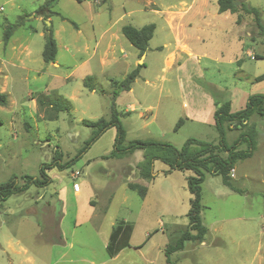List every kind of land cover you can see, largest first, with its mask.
Instances as JSON below:
<instances>
[{
  "label": "rangeland",
  "instance_id": "obj_1",
  "mask_svg": "<svg viewBox=\"0 0 264 264\" xmlns=\"http://www.w3.org/2000/svg\"><path fill=\"white\" fill-rule=\"evenodd\" d=\"M99 1L101 3L97 4L94 0H58L54 4L52 10L58 15L46 20L52 25L57 44L58 65L54 66L41 57L44 38L39 32H42L43 22L34 16L35 9L44 0H0V44H4L3 34L9 25L22 19L23 23L12 29L10 40L26 43L31 49L30 62H24L28 70L21 69L17 61L19 65L3 63L5 74L11 76L13 82L9 100L21 105L22 109L0 106V183L14 177L22 184L24 175L40 177V164L51 161L55 148L61 152L62 162L69 161L92 133V128L83 125L81 120L109 117L112 88L107 76L120 80L134 69L136 49L118 30L120 38L115 40L111 54L116 61L100 67L95 57L84 66L77 65L87 57L81 38L88 37L94 44L101 31L114 20H117L113 27L116 30L125 24L141 27L154 23L149 43L151 50L144 60L148 64L145 74L170 78L171 83L167 85L170 93L161 103L174 104L176 108L162 114L159 105L154 110L156 120L148 127L142 126L144 118H138L136 113L130 118L123 116L128 131L126 141L154 137L152 140L168 142L177 148L188 138L218 142L219 135L213 123L187 121L174 130L177 119L169 125L173 113H179L184 119L182 101L191 106L194 102H203L201 97L192 98L189 76L197 79L191 82L200 87L201 93L211 92L217 97H227L225 89L230 91L237 86L252 93L264 92V80L254 82L255 77H252L264 73V0H235L238 6L245 2L262 9L259 12L261 30L253 14L240 9L236 12L239 24L231 21L230 13L218 14L214 11L215 0L204 15L187 18L193 0ZM75 26L80 29V40L73 42L71 37L77 35ZM186 29L189 39L184 33ZM164 41H171L168 47L176 57L187 41L193 51L201 55L186 59L180 70L175 65L162 72L164 53L155 47ZM121 44L125 57L119 50ZM1 53L0 49V56L8 57ZM176 61L180 63L179 56ZM243 74H249L253 83L250 84ZM86 75L94 78L97 90L93 94L88 92L83 80H79ZM55 76L73 77L61 81ZM176 76L186 80L189 96L184 98ZM141 85L140 81L135 87ZM45 87L52 89L46 94L57 92L66 98L65 93L71 88L85 89L81 102L79 99L72 101L71 113L60 112L57 119H49V109L31 102V97L45 93ZM240 107L236 104L234 108L239 110ZM13 111L17 112L15 117ZM246 124V127L227 129L226 141L231 143L240 132L252 126L256 131L252 155L238 160L232 168L234 172L230 170L233 189L224 185L219 175L205 172L200 216L207 233L202 241H187L182 250L171 253L169 258L173 264H264V116L253 114ZM157 128L164 134H156ZM112 133L114 128L105 131L72 164L62 169H47L52 183L45 187L30 186L0 201V264H9L8 257L17 263V256L12 255L5 244L8 237L18 239L37 264H164L166 246L187 228L191 194L185 178L192 172H166L168 166L156 161L153 179L145 185V197L140 198L126 187L128 182H136L139 177L134 159L130 158L129 162V159L103 158L113 148ZM238 148L244 149L246 144ZM219 154L226 156L223 151ZM73 180L79 185L77 195L72 188ZM123 219L133 225L129 245L112 258L105 245L112 226ZM49 223L58 229L48 228ZM57 230L61 232V239L57 237L48 242L49 234L53 236Z\"/></svg>",
  "mask_w": 264,
  "mask_h": 264
},
{
  "label": "trees",
  "instance_id": "obj_2",
  "mask_svg": "<svg viewBox=\"0 0 264 264\" xmlns=\"http://www.w3.org/2000/svg\"><path fill=\"white\" fill-rule=\"evenodd\" d=\"M58 0H44L37 6L34 11V16H40L43 22L44 45L41 52V57L45 63L55 61L57 53V45L53 36V29L50 22H46L49 17L57 12L52 10V7ZM245 13L253 14L256 25L262 28L260 21L259 10L254 6H249L245 2L238 3L235 0H217V11L219 13L229 11L235 13L238 10ZM237 18V22H238ZM23 23L20 19L16 24L9 25L8 29L3 34V41L6 42L12 32L14 26ZM155 29L154 23H149L136 28L132 25L125 24L121 27L122 35L127 41L138 50L139 55L145 53L148 49V42L153 36ZM143 63L137 64L134 69L126 74L120 80H110L112 88L109 98V117H100L96 120H82L81 123L92 128V133L84 142V145L79 149L77 154L69 161L62 162V154L58 149L54 150V154L49 163L40 164V177L24 175L22 176L23 183L19 184L16 178L11 177L8 181L0 183V201H4L13 194L21 193L30 186L45 187L52 182V178L46 174L47 169L58 168L62 169L68 164H72L74 159L85 153L87 149L110 127L115 128V136L112 150L104 155L103 158H122L130 155L135 150L143 151L142 160L137 163L138 176L150 180L153 178V162L158 160L169 167L178 171H191L192 174L187 176V188L191 194L190 208L187 213V228L180 231L176 235L172 244H168L164 250L166 259L164 264H173L169 255L173 252L183 249L187 241H202L207 228L201 220V184L205 179V172L212 175H219L222 183L233 189L229 181V173L234 164L238 160L249 158L255 149L256 131L251 126L245 132H240L238 136L231 142L226 141V130L246 127L247 120L253 115L258 114L264 116V92L255 93L248 96L246 104L243 108L231 111L229 102L220 104L213 113L214 126L218 132L219 139L216 144L202 141L196 138H188L180 148L174 145L156 141L152 139H133L126 142V131L120 121L116 106V96L124 90H129L132 82L138 76ZM94 78L91 75H86L83 78V84L90 91L96 90L93 83ZM264 80V73L254 78V81ZM38 107H45L51 111L49 119L57 118L58 112H69L71 109L70 102L57 94H37L34 96ZM8 97L5 93L0 92V105L6 106ZM183 120L178 119L174 126L176 130ZM227 126V127H226ZM245 143L246 148H238ZM220 151L226 153L223 157L219 154ZM127 187L137 193L140 198L146 194L147 187L139 183L129 182ZM133 230V225L124 220L117 221L111 228L107 243L105 245L108 256L113 257L122 249L129 245L130 236Z\"/></svg>",
  "mask_w": 264,
  "mask_h": 264
},
{
  "label": "crops",
  "instance_id": "obj_3",
  "mask_svg": "<svg viewBox=\"0 0 264 264\" xmlns=\"http://www.w3.org/2000/svg\"><path fill=\"white\" fill-rule=\"evenodd\" d=\"M94 1L97 4L101 3V1H99V0H94ZM203 1L206 4H203L204 2L203 3H199L200 1L197 2L196 0H193V2L190 5L191 7H190L189 11L186 13L185 18H187V16H189V15L191 17L204 15L205 14L204 12L209 10L208 8H209L210 4L213 3V0H203ZM210 1H212V2L209 3ZM215 1H216V4H217V0H215ZM258 10H259V8H258ZM260 10L262 11V9H260ZM260 10H259V12H260ZM214 11H216L218 14H224V15H229L228 13H230L231 21L233 23L239 24L237 22L236 12L235 13H231L229 11H225V12L219 13L217 11V5H216V8L214 9ZM156 12L159 13V11H156ZM37 17H38V19L41 20L40 16H37ZM62 18L65 19L64 17H62ZM49 19H50V17L48 18V20ZM116 22H117V20H114L113 22H110V24L105 29H103L101 31V33L99 34L98 38L95 39L94 44L92 42H90V39L88 37L81 38L82 41H83V50H84L85 54L87 55V57L83 61L78 63L77 66H79V67L80 66H84L89 61L93 60L95 57L99 60L100 67H103L105 65H110L114 61H116V57L112 56L111 54L114 53V49L113 48H114L115 40L116 39L118 40L120 38L118 30L121 33V27L123 26V25L120 26L119 29H117V30L113 29V27L116 24ZM191 24L192 23L190 22V25ZM242 25H244V24H242ZM75 28H77V35L71 37V40L73 42L77 41V40H80V38L78 36L79 33H80V29H79L78 26H75ZM136 28H140V27H136ZM34 31H36V29ZM187 32H188V29H186V32L184 31L185 35L188 37L189 34ZM153 33H154V31H153ZM39 34L40 35L43 34V38H44L43 27H42V32H39ZM121 35H122V33H121ZM11 36H12V32H11V35H10L9 39L6 42H4V44L1 43L3 45L0 44L1 45L0 49H1V52H2L1 54H3L4 56H8L7 58L0 56V92L5 93L7 95V97L9 95H11L10 90H12L13 86H11V82H12L11 76H7V74H5V72H4L3 63L7 62V63H9L11 65H19V64H21V66H20L21 69L28 70V68L24 67L25 66L24 62L25 61L30 62V55H31V49H30L28 44L22 43V42H18L17 40L11 41L10 40ZM53 36H55L54 35V31H53ZM172 39H173V37L171 35V41H172ZM188 39H189V37H188ZM150 40L148 42V49L145 52L144 57L142 58L143 66L140 68L138 76L132 82L129 90L121 91L115 98V106H116L117 112L119 114V118L122 116V119H121L122 121L121 122H122V124H123V126L125 128L126 135H127L128 131H127L126 125L124 124V120H125L124 117L125 116H127V118H130L131 117L130 115L132 113H136L138 118H141V119L144 118L143 119L144 122H143L142 126L148 127L150 124L153 123V121L156 120L157 114L154 112V110L156 108H158L159 105L161 106V113L162 114H166L169 110H172L173 108L176 110V108L174 107V104H171V105L164 104V105H162V103H161V99L167 98L168 94L170 93L169 88H167V85L169 83H171L170 78L168 76L158 75V74H155V76H150L148 74L147 75L145 74L146 70L148 69V64H145L144 60H146L148 58V54H149V52L151 50V47H150V44H149ZM44 41H45V39H44ZM171 41L170 42H167V41L165 42L164 41V42H162V45H159V46L155 47L156 50L159 48L164 53V55L162 57V62H163V66L161 67V71L162 72H164L167 69H171L175 65L177 66L176 69L180 70V69H182L186 59H189V57H194V56H197V58L200 57L201 54H198L195 51H193V49L189 46L188 41L185 42V44H183V46L181 45V50H180V52L178 51L179 53H176L177 54V57H176L175 53H172L173 51L170 52V50H169L170 47H168V45L172 44ZM101 43L103 44L102 51H101ZM43 45H44V43H43ZM42 49H43V47H42ZM119 50L122 52V55L125 57L126 56L125 55V50H124V47H123L122 44L119 45ZM136 51L137 52L133 53V57H134L133 66H134V68L137 65V62H138V60L141 57V55L139 56V52H138L137 49H136ZM56 55H57V53H56ZM182 55H185L184 59L182 58ZM178 56H179V58L181 60L180 63H178V61H176L178 59ZM202 56H204V55L202 54ZM258 58H262V56H259ZM237 60L238 59L236 58V61ZM16 61L19 62V64H16ZM55 61H56V63H55ZM55 61L54 62H50V63H53L54 66H57L58 62L56 60V56H55ZM143 70H144V72H143ZM101 71L102 70H100L99 72H101ZM243 75H244L243 77H246L245 79L247 81H249L250 84L253 83V82H251V80H249V76H247L249 74H243ZM72 77L73 76H64V77L55 76L54 78H56L58 80H61V81H66V80L71 79ZM252 77H256V76H252ZM83 78L84 77L82 76L81 78H79V80H83ZM107 78L109 80H118V79H114L112 76H107ZM176 78H177L176 80L178 81V83L180 85V90L182 91V94H183L184 98L189 96L190 94H188L187 90H186V83H185L186 80L184 82L183 80H181V77H179V76L178 77L176 76ZM188 80L191 83V87L193 86V88H191L189 86L190 90H191L190 92L192 94V98L196 99V97L197 98L201 97L203 102L202 103H198L197 102V104L194 102L193 106H191L187 101H182V103H181V109L182 110L181 111L184 114L183 115L184 119L182 118V120H183L182 124H185V122H187V121H199L201 123H213L214 124L213 113H214L215 109L220 104H222L224 102H229L231 111H236V109L234 108L236 104L241 106L240 108H243L242 106H245L248 96L251 95V94H255V93H252L250 91H246L241 86H237V87H234V89H232L230 91L225 89L226 92L228 93L227 97H217V95H215L214 93L212 94L211 92H209V93H201L200 87H197L195 85V83L191 82V80L197 81L196 78H192V77L189 76ZM140 81L142 82V85L140 87H135V84L137 82H140ZM156 82H158V84H156ZM254 82H256V81H254ZM12 84H13V82H12ZM49 88L45 87V91H44L45 93H42V94H46V93L49 92V90H52V89H49ZM196 88H198L200 90H196ZM55 89L56 88L54 87V90ZM84 89H85V87H83L82 89H79V90L78 89L75 90V88H71L70 91H68V93H65L67 98L63 97L62 95L58 94L57 92L55 94L62 96L63 98L67 99L70 102L71 109L67 113H71V111L73 110L72 101L79 99L80 102H81L80 97L83 95ZM96 90H93V91L89 90L88 92L90 94H93L94 92H96ZM225 90H223V92ZM194 93L196 94L195 97H193ZM38 94H40V93H38ZM106 96H107V94H106ZM220 98H222V99H220ZM31 102H32L33 105L38 106L34 96L31 97ZM17 106H18V104L16 102H13L12 99L9 100V97H8V104L6 106H3V107H8V108L11 107V108H15V109H22L21 105H19L18 107ZM13 113H14V117H15L17 112L13 111ZM59 113L60 112L57 113V118H58V114ZM57 118H55V119H57ZM179 118H181L179 113H175V114L173 113V115L170 116V119L168 120L169 121V125H171L174 121H176ZM10 121L11 122L13 121L12 117H11ZM112 128H114V127H110L107 130H111ZM154 132L156 134H161V135L164 134L163 133L164 131H162V129L159 130V128L154 130ZM112 135L115 136V128H114V133H112ZM152 138H154V137H150L149 139H152ZM55 149H58V148H55ZM142 157H143V151L140 150V149H137V150H135L133 153H131L128 156H125V157H122V158H115V159H129V162H131L130 158H133L135 164H137L139 161L142 160ZM156 161H158V160H155L153 162V175L155 173L154 168H155V162ZM136 168H137V165H136ZM170 170H174V169H169V167H168L166 172H170ZM187 176L188 175H186V178H187ZM152 179L145 180V179H143L141 177H138L135 180L136 182H133V183H139V184L145 186ZM126 187H127V184H126ZM127 189H129V188L127 187ZM79 190L75 191L76 195L78 194ZM131 191H133V190H131ZM48 215H50V214H48ZM49 217H51V215ZM59 220H58V222H59ZM124 221H126V220H124ZM48 225H47L48 228L52 227V228H54V230H56V228L58 227V226L55 227V225L52 224V223H49ZM57 237H59L61 239V232H58V230H57V232H55V234L53 236L51 234H49V239H48L49 241L48 242H52ZM108 237H109V235H108ZM54 243H55V241H54ZM5 244L9 248L10 253L12 255L17 256V263L15 262L14 258L8 257L9 258V261H8L9 264H14V262H15V264H37V263H35V260H34V258L31 255H27L26 248L23 245H21V243L19 242L18 239L14 240L12 237H8L5 240ZM69 246H72V241H69ZM117 255L118 254H116L112 258H115Z\"/></svg>",
  "mask_w": 264,
  "mask_h": 264
},
{
  "label": "built area",
  "instance_id": "obj_4",
  "mask_svg": "<svg viewBox=\"0 0 264 264\" xmlns=\"http://www.w3.org/2000/svg\"><path fill=\"white\" fill-rule=\"evenodd\" d=\"M234 172V169H231V173ZM72 188L74 191H78L79 190V185L76 181L73 180L72 182Z\"/></svg>",
  "mask_w": 264,
  "mask_h": 264
},
{
  "label": "water",
  "instance_id": "obj_5",
  "mask_svg": "<svg viewBox=\"0 0 264 264\" xmlns=\"http://www.w3.org/2000/svg\"><path fill=\"white\" fill-rule=\"evenodd\" d=\"M143 57H144V53L141 54V57H140V59L138 60L137 64H141V63H142V58H143Z\"/></svg>",
  "mask_w": 264,
  "mask_h": 264
}]
</instances>
